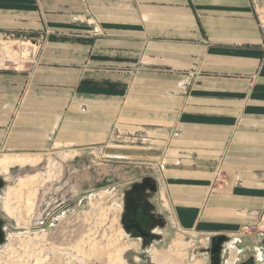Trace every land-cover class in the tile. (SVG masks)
<instances>
[{
	"label": "crops",
	"instance_id": "crops-1",
	"mask_svg": "<svg viewBox=\"0 0 264 264\" xmlns=\"http://www.w3.org/2000/svg\"><path fill=\"white\" fill-rule=\"evenodd\" d=\"M263 13L264 0H0V32L37 44L0 71V153L148 138L116 155L150 169L132 180H155L171 234L197 238L203 264L216 234L223 264L242 250L262 264L264 234L243 228L264 212Z\"/></svg>",
	"mask_w": 264,
	"mask_h": 264
},
{
	"label": "rangeland",
	"instance_id": "rangeland-1",
	"mask_svg": "<svg viewBox=\"0 0 264 264\" xmlns=\"http://www.w3.org/2000/svg\"><path fill=\"white\" fill-rule=\"evenodd\" d=\"M24 40L0 38L2 67L5 62L24 67L37 51L36 41ZM24 46L28 50L22 56ZM135 134L114 136L102 152L90 148L80 154L57 144L38 154L0 153V158L24 159L12 161L7 172L0 166V264H203L197 238L179 227L155 245L157 251L148 252L123 231V184L150 170L144 165L138 169L130 157L116 155L131 154V145H149L144 144L148 140L133 141ZM135 255L141 259L137 263ZM117 256V262L110 259ZM259 259L263 264L264 257Z\"/></svg>",
	"mask_w": 264,
	"mask_h": 264
},
{
	"label": "flooded vegetation",
	"instance_id": "flooded-vegetation-1",
	"mask_svg": "<svg viewBox=\"0 0 264 264\" xmlns=\"http://www.w3.org/2000/svg\"><path fill=\"white\" fill-rule=\"evenodd\" d=\"M141 186L142 184L140 188L137 189L132 185H123V198L126 193L127 197H130V204H128L126 210L123 209L124 203L122 204L121 225L123 231L131 239L139 242L140 249L144 252H148L153 245L155 246L161 241L168 239L171 236V231L168 227L165 214L160 211L157 200V185L154 187V182L150 181L142 190ZM136 199L139 201H136ZM259 243H264V237L259 240ZM223 252L225 253V250ZM140 260L138 255H135L133 258V262L136 263ZM151 262L153 261L151 260ZM235 264H256L254 254L242 250Z\"/></svg>",
	"mask_w": 264,
	"mask_h": 264
},
{
	"label": "water",
	"instance_id": "water-1",
	"mask_svg": "<svg viewBox=\"0 0 264 264\" xmlns=\"http://www.w3.org/2000/svg\"><path fill=\"white\" fill-rule=\"evenodd\" d=\"M144 181V182H143ZM150 181L154 182V187H156V182L155 180L150 177V176H145V177H141L139 179H135V180H130L126 183H124V186H133L135 188H140L141 186V190L143 188L146 187L147 183H149ZM2 186V180L0 179V188ZM130 197H127V194L125 193V196L123 198V203H124V207L123 209L126 210L127 206L129 203ZM138 199H136L137 201ZM135 201V200H134ZM135 201V202H136ZM139 201V200H138ZM121 223H122V216H121ZM2 224H3V220L0 218V240L3 237V230H2ZM230 241L229 236L225 235V234H216L213 235L211 237H209V246L205 249V251L207 252L208 256H209V264H223L224 262V250L226 247V244Z\"/></svg>",
	"mask_w": 264,
	"mask_h": 264
},
{
	"label": "built area",
	"instance_id": "built-area-1",
	"mask_svg": "<svg viewBox=\"0 0 264 264\" xmlns=\"http://www.w3.org/2000/svg\"><path fill=\"white\" fill-rule=\"evenodd\" d=\"M258 26H259V29L261 31V46L264 48V13L258 16ZM0 38L11 39L12 41H17L19 43H22V41H25L24 38H20V36H18L17 34H15L13 32H3V33L0 32ZM27 41H29V40H27ZM28 61H29V59L26 62H28ZM1 64H2V58H1V54H0V70L8 69L11 66H15L13 64L8 65L5 62L4 66L2 67ZM147 139L148 138H144V137L140 138L141 141H144V140L146 141ZM216 180H218L220 183L226 182L224 179H221L220 177H215V181ZM261 221L258 224L244 227L243 231L244 232H251L252 229H255V231H257L263 235L264 234V222H263L264 221V212L261 215ZM248 228H250V230Z\"/></svg>",
	"mask_w": 264,
	"mask_h": 264
},
{
	"label": "bare ground",
	"instance_id": "bare-ground-1",
	"mask_svg": "<svg viewBox=\"0 0 264 264\" xmlns=\"http://www.w3.org/2000/svg\"><path fill=\"white\" fill-rule=\"evenodd\" d=\"M8 52H10V49H6ZM26 50H28V47H23L22 48V50H21V52H20V54L22 55V56H25L26 55V53H27V51ZM12 53H15V52H11V54ZM7 54V53H6ZM14 55L15 54H13V57H14ZM16 58V57H15ZM17 59H18V57H17ZM13 161V159H8V160H0V166L3 168V170L4 171H6L7 172V170H8V167L12 164V163H14V162H12ZM15 162H23V160L21 159V160H16ZM208 255V254H207ZM113 262H117V261H119L120 260V258L117 256V257H111L110 258ZM208 260H209V258H208Z\"/></svg>",
	"mask_w": 264,
	"mask_h": 264
}]
</instances>
